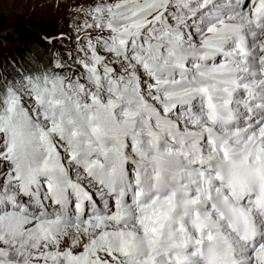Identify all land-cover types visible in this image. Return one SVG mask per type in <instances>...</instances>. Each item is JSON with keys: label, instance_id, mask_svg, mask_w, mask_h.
Returning <instances> with one entry per match:
<instances>
[{"label": "snow or ice", "instance_id": "6c2138e0", "mask_svg": "<svg viewBox=\"0 0 264 264\" xmlns=\"http://www.w3.org/2000/svg\"><path fill=\"white\" fill-rule=\"evenodd\" d=\"M65 5L0 60V264H264V0Z\"/></svg>", "mask_w": 264, "mask_h": 264}, {"label": "rangeland", "instance_id": "374dc122", "mask_svg": "<svg viewBox=\"0 0 264 264\" xmlns=\"http://www.w3.org/2000/svg\"><path fill=\"white\" fill-rule=\"evenodd\" d=\"M58 0H31L25 7L22 3H16L12 7L11 2L3 6V22L0 31L3 32L4 47L0 50V60L10 63L13 58L19 61L20 57L35 53L42 57L47 50V45L38 35H53L67 29L61 27L67 14V6L56 8ZM30 49L24 53L25 46ZM6 58V59H5Z\"/></svg>", "mask_w": 264, "mask_h": 264}]
</instances>
